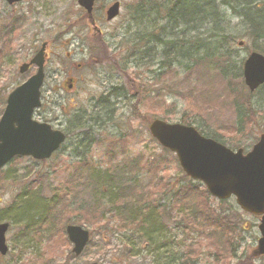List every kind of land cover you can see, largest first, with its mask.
I'll use <instances>...</instances> for the list:
<instances>
[{
	"label": "rangeland",
	"instance_id": "374dc122",
	"mask_svg": "<svg viewBox=\"0 0 264 264\" xmlns=\"http://www.w3.org/2000/svg\"><path fill=\"white\" fill-rule=\"evenodd\" d=\"M34 1L10 6L0 0V116L7 95L35 72L22 74L20 65L43 41H52L42 104L33 117L64 130L67 141L48 159L24 156L0 170V223H10L6 234L9 253L0 254V264H264V254L254 251L261 221L240 209L234 197L225 201L209 198L216 211L240 221L238 232L224 231L237 247L233 252L229 244L218 245L222 229L198 226L190 216L183 226L197 198L183 200L188 208L167 206L172 223L166 228V242L171 245L165 249L163 232L161 237L158 233L145 238L134 233L133 227L121 228L117 221L107 225L87 204L93 190L107 191L108 179L125 175V166L135 162L138 187L151 191L147 200L160 198L162 184L172 191L178 188L185 172L176 155L163 151L152 137L149 123L154 118L172 123L192 119L191 124L218 135L231 149L250 150L264 133V88L253 93L243 77L232 72L243 71L245 56L264 48V40L249 35L231 8H221L224 15L217 14L223 17L215 19V25L230 34L226 45L232 52V66L224 67L230 60L226 57L187 70L174 62L164 68L160 62H167L165 50L158 44L146 54L133 44L144 33L165 41L173 34L163 12L143 17L133 13L137 3L147 0H120L121 13L111 21L106 20L107 2L98 4L95 16L103 31L99 37L78 0ZM93 34L100 43L89 56L80 50V38ZM69 39L71 44L65 46ZM102 51L107 60L97 59ZM133 88L139 89L135 92ZM239 116L243 117L241 124ZM56 198L60 203L52 210L51 201ZM44 213V224L31 235L25 223L36 214L43 218ZM67 223L90 230L91 239L78 256L65 232ZM129 243L135 247L130 249Z\"/></svg>",
	"mask_w": 264,
	"mask_h": 264
},
{
	"label": "trees",
	"instance_id": "16d2710c",
	"mask_svg": "<svg viewBox=\"0 0 264 264\" xmlns=\"http://www.w3.org/2000/svg\"><path fill=\"white\" fill-rule=\"evenodd\" d=\"M221 8H231L230 10L240 18L241 23L245 30L249 32V35L254 39L264 40V0H147L137 3L133 13L136 12L137 15L140 14L143 17L151 15L152 13L154 14V12H163L165 14L164 17L168 19V23L172 26L170 33L173 34L172 37H168L169 39L165 41L160 39L157 35L144 33L136 38L133 44L137 49L143 50L144 53L146 50H151L158 44L165 50L167 62H160V66L164 68L174 62L175 64L179 63L187 70L193 68L195 65H200V62L203 63V61H208L210 63L213 59H226V57L230 58L227 63H224V67L228 68L232 66L229 65L232 52L226 45V43L228 44L226 40L228 37L227 35L230 34L224 32L225 30L223 28L219 29L215 25V19H219V17L222 19L223 16L220 15H224V12H220ZM183 27L185 28L184 30ZM200 31H203L202 34H200ZM193 32L194 35H192ZM96 42L98 41L96 40ZM99 43L100 42H98V44ZM152 43L153 45H150ZM258 51L264 54L263 47H258ZM99 54L100 55L96 56L97 59L103 58L107 60L105 58L106 52L102 51ZM144 57L145 56H143V58ZM233 73H236L234 76H242V71L240 69H234L232 74ZM261 88H264V85L260 87V89ZM138 89L133 88L132 90L136 92ZM144 91L145 89L142 88L141 92ZM142 94L143 97L147 95L145 93ZM3 103L5 105L6 100H4ZM134 105L136 106V112L138 108L137 102H135ZM191 120H182L181 122L191 125L193 122ZM242 121L243 117L239 116L240 124ZM194 122L197 123L196 121ZM197 129L201 134L221 141L218 135L207 134L208 132L199 125H197ZM163 151L170 153L166 148H163ZM135 165L136 162L126 165L125 175L122 173V175H118V177L114 179L108 177L109 185L107 191L101 188L92 191L93 199L88 201V208L95 210L96 215L104 218L107 225L117 221V224L121 225V228L133 227L134 233H138L139 236L143 235L145 238H147V236H157L158 233L161 237V232H163L166 236H163V243H161L163 244L162 247L165 249L168 246L166 244H170L166 242L168 234L166 228H169V224L172 223V216L170 212H167V206L173 204L172 206L178 207V204H180L181 208H188L189 206H187L183 200H187V198H197L198 202L191 208L189 207V214L184 216L183 226H185L184 221L186 220V216H190L192 221L198 222V226L202 224L206 226V228L209 227L214 231L222 229L223 232L222 234L219 233L220 237L217 240L218 245L229 244L228 249L231 252L237 249V247L233 245V241L230 242L227 239L228 237H225L224 231L228 234L238 232L237 229L239 228L240 221L232 219L226 212L216 211L210 203L209 198L212 197L211 194L200 181L193 182L191 178L184 173L183 180L177 182L179 183L177 185L178 188H173L172 191L167 188L166 184H162L163 190L159 191L160 198L150 201L147 200L148 197L146 196H148L151 191L146 188L138 187V181H136L134 177L137 172L133 170ZM186 179L190 180V183H185L184 181ZM142 196H145L144 200ZM59 203L60 200H57V198L54 200V203L51 201L52 210L55 208L57 209ZM45 214L46 213H44L43 218L38 217L36 214L31 219H28L25 223L27 232L33 235L34 232L44 224ZM186 226L189 227L188 225ZM191 228H194V226ZM170 233H172V231H170ZM145 238L144 240H146ZM156 244L160 245V240H158ZM131 245L132 244L129 243L128 246L130 249H133L135 246L131 247ZM172 262L174 263V261Z\"/></svg>",
	"mask_w": 264,
	"mask_h": 264
},
{
	"label": "water",
	"instance_id": "95a60500",
	"mask_svg": "<svg viewBox=\"0 0 264 264\" xmlns=\"http://www.w3.org/2000/svg\"><path fill=\"white\" fill-rule=\"evenodd\" d=\"M5 1L13 5L24 0ZM96 1L79 0V4L91 14ZM119 6V3H115L109 8L107 19L111 20L119 14ZM44 47L30 62L39 66L37 73L17 86L6 99V107L0 118V169L19 155L32 156L37 160L48 159L66 141L63 130L54 129L50 124L33 117L42 104ZM247 57L243 74L249 89L255 91L264 84V56L253 51ZM28 65H22L20 72H26ZM149 126L152 137L174 152L185 173L202 181L212 196L219 199L234 196L241 209L260 217L261 237L255 251L257 255L264 254V134L253 149L245 154L241 148L233 151L227 145L200 134L194 125L169 123L159 118L151 121ZM66 227L68 238L74 244V253H82L90 239L89 231L73 224ZM8 228L9 223L1 222V255L8 253Z\"/></svg>",
	"mask_w": 264,
	"mask_h": 264
},
{
	"label": "flooded vegetation",
	"instance_id": "af4514ba",
	"mask_svg": "<svg viewBox=\"0 0 264 264\" xmlns=\"http://www.w3.org/2000/svg\"><path fill=\"white\" fill-rule=\"evenodd\" d=\"M117 0H102V1H100L99 0V2H96L95 3V5H94V13H93V17H87V19L88 20H90V23H91V25L93 26V29H94V31H96V34L98 35L97 37H99V36H101V34H102V32L103 31H101L100 30V27L98 26L99 24H98V17L97 16H95V13H96V7L98 6V4H100V3H102V2H107V5L108 6H110V4L111 3H113V2H116ZM107 6V7H108ZM107 11V10H106ZM105 12V11H104ZM105 14H106V12H105ZM84 19H85V17H84ZM75 25H77L76 23H75ZM97 28V29H96ZM16 30V29H15ZM97 37H95V34H93L92 36H90V38L89 39H85V38H80V50L83 52V51H87L88 53H89V56H91L92 55V50H93V48H94V45L95 44H98V42H96V40L98 41V38ZM96 39V40H95ZM43 42H46L47 43V46H46V48H45V51H44V54L46 55V58H45V66H47L46 64H47V62H48V60L50 59V56H51V51H52V41H43ZM42 42V43H43ZM71 42V39H69V40H66L65 42H64V45L66 46V45H69V44H71L70 43ZM41 43V45L38 47V49H37V51L38 50H40L41 49V47H42V44ZM99 45V44H98ZM82 48V49H81ZM37 51L36 52H34V53H32V54H29V57H28V61L27 62H29L34 56H35V54L37 53ZM71 53L72 52H68L67 54H68V56L69 55H71ZM45 69H46V67H45ZM29 70H31V71H36L37 70V67L36 66H34V65H29V68H28V70L27 71H29ZM33 71V72H34ZM33 74V73H32ZM30 76V75H29ZM71 79L73 80V78H70V79H68V81L70 82L71 81ZM67 83V82H66ZM71 85H72V82H70V84H68V87H71ZM4 169V168H3ZM2 169V170H3ZM6 173H8V171L6 172ZM167 264H168V261H167Z\"/></svg>",
	"mask_w": 264,
	"mask_h": 264
}]
</instances>
